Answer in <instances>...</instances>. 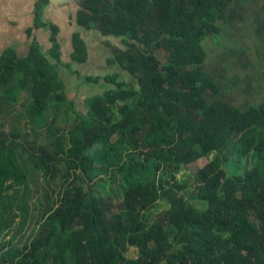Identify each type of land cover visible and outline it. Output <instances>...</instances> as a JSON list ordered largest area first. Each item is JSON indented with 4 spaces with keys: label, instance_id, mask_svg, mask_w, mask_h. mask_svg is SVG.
<instances>
[{
    "label": "trees",
    "instance_id": "1",
    "mask_svg": "<svg viewBox=\"0 0 264 264\" xmlns=\"http://www.w3.org/2000/svg\"><path fill=\"white\" fill-rule=\"evenodd\" d=\"M231 1L77 0L76 24L120 37L108 63L128 73L83 76L110 84L83 110L57 69L58 27L41 19L50 0L36 1L50 56L37 41L25 58L0 53V113L28 92L34 131L0 128V264H264V105L209 102L219 87L204 71L201 43ZM71 44L84 62L80 33Z\"/></svg>",
    "mask_w": 264,
    "mask_h": 264
},
{
    "label": "crops",
    "instance_id": "2",
    "mask_svg": "<svg viewBox=\"0 0 264 264\" xmlns=\"http://www.w3.org/2000/svg\"><path fill=\"white\" fill-rule=\"evenodd\" d=\"M36 1L0 0V53L14 48L20 58H25L30 53L33 42L37 41L46 55L50 56L51 31L48 26L36 27L34 24ZM77 8V2L58 6L49 2L41 15L43 22L54 23L58 27L61 60V65L58 66L66 68L67 73L74 74L77 81H84L83 76L90 75L80 68L88 70L89 67H94L102 72V75L97 73L92 76L108 74L103 75L107 67H112V72L121 74L123 70L118 64L108 63V59L113 56L112 47L121 46L109 43V38L96 29H84L77 25ZM216 26L217 33L209 35L201 43L206 54L204 71L219 87V93L213 101H222L239 110L264 105V0L229 2L224 17L216 21ZM73 32L80 33L87 48V59L81 63L70 59ZM106 44L110 52L104 50L107 51L105 54H99L102 47L108 48ZM64 83L66 87V82ZM72 100L78 105L75 99Z\"/></svg>",
    "mask_w": 264,
    "mask_h": 264
},
{
    "label": "rangeland",
    "instance_id": "3",
    "mask_svg": "<svg viewBox=\"0 0 264 264\" xmlns=\"http://www.w3.org/2000/svg\"><path fill=\"white\" fill-rule=\"evenodd\" d=\"M110 40L109 43L111 44H117L119 46H121V48L123 47V44L120 41V37H112V36H107ZM108 46V44H106ZM105 46V47H107ZM99 49V48H98ZM98 49H96L95 51L98 52ZM104 50H109V46L108 48H104L102 47L101 50L98 52L99 54L102 53L105 54L106 52H104ZM158 58L162 61V59L164 58V52L163 51H156ZM59 68V72L61 75V78L63 79L64 82H66V87H65V94L67 96V98L69 99H75L77 102V107L80 110H83L84 108H82L83 106V99L85 97L91 96V95H95L98 93L103 92L104 90L109 88L108 83H105L102 79L98 82V83H93V82H84L82 79H80L79 81L78 78L76 76H74V74H69L67 73V69L64 67H60ZM109 68V70H108ZM112 68V67H111ZM110 67H107V70L103 73V75L105 73H112ZM83 72L90 74V75H95V74H101L102 72L99 71V69H95L94 67H89L88 70L86 69H81ZM122 73V77H127L128 73L125 71H121ZM102 75V74H101ZM29 97V93L25 92L24 94H22L19 97V100L15 103H9L8 104V108L5 111H2L0 113V128L3 129L4 131H6L7 133H15L18 135H25V134H30L33 135L34 131H33V127L31 125V121L29 120V117L26 116V100ZM209 102L213 101V99L211 97H208ZM82 106V107H81ZM35 136V135H34ZM41 136H43V134L41 133ZM111 140H115V137H112ZM206 162L205 158H202L196 162H193L191 164H189L188 166H186L178 175H177V180L179 182H183V181H188L189 177H191L192 175H194V173L196 171H198ZM101 175H99L100 177ZM32 177V176H29ZM29 195L28 197L31 199V204L32 205H37L40 209H41V205L39 204V200L38 199L41 197V195L38 197V193H37V180L36 177L33 176V178L29 179ZM109 189V188H108ZM107 189V192H109V190ZM37 194L36 196L34 194ZM38 197V198H37ZM30 203V202H29ZM112 203V207L116 206V201L113 199L111 201ZM165 207L162 205L161 209H164ZM36 223H34V227H36ZM30 230V228H29ZM28 230V231H29ZM30 234V231L28 232V235ZM137 255V251L135 249H130L128 250V252L126 253V258L128 259H135Z\"/></svg>",
    "mask_w": 264,
    "mask_h": 264
},
{
    "label": "water",
    "instance_id": "4",
    "mask_svg": "<svg viewBox=\"0 0 264 264\" xmlns=\"http://www.w3.org/2000/svg\"><path fill=\"white\" fill-rule=\"evenodd\" d=\"M50 2L56 6L64 3H72V2H77V0H50Z\"/></svg>",
    "mask_w": 264,
    "mask_h": 264
}]
</instances>
